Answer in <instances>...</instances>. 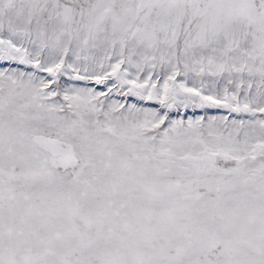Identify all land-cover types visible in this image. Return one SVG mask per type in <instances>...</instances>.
Masks as SVG:
<instances>
[{
	"label": "snow or ice",
	"instance_id": "snow-or-ice-1",
	"mask_svg": "<svg viewBox=\"0 0 264 264\" xmlns=\"http://www.w3.org/2000/svg\"><path fill=\"white\" fill-rule=\"evenodd\" d=\"M0 264H264V0H0Z\"/></svg>",
	"mask_w": 264,
	"mask_h": 264
}]
</instances>
